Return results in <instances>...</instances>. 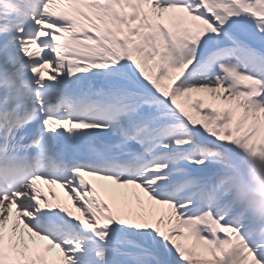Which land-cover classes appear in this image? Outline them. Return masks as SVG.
<instances>
[{
  "label": "snow or ice",
  "instance_id": "snow-or-ice-1",
  "mask_svg": "<svg viewBox=\"0 0 264 264\" xmlns=\"http://www.w3.org/2000/svg\"><path fill=\"white\" fill-rule=\"evenodd\" d=\"M0 264H264V0H0Z\"/></svg>",
  "mask_w": 264,
  "mask_h": 264
}]
</instances>
